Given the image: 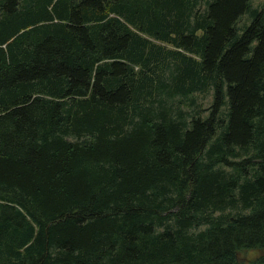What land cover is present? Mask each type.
Segmentation results:
<instances>
[{
    "label": "trees",
    "instance_id": "16d2710c",
    "mask_svg": "<svg viewBox=\"0 0 264 264\" xmlns=\"http://www.w3.org/2000/svg\"><path fill=\"white\" fill-rule=\"evenodd\" d=\"M0 264H264V2L0 0Z\"/></svg>",
    "mask_w": 264,
    "mask_h": 264
},
{
    "label": "rangeland",
    "instance_id": "374dc122",
    "mask_svg": "<svg viewBox=\"0 0 264 264\" xmlns=\"http://www.w3.org/2000/svg\"><path fill=\"white\" fill-rule=\"evenodd\" d=\"M264 2V0H249V5L253 8L255 7H260L261 4ZM249 13L248 11H246L243 15L240 16V18L238 19L237 25L238 26H242V24H244L245 22L249 21ZM258 252L257 251H244V252H240L239 256L242 257V259L245 262H249L251 260H253L256 256H258Z\"/></svg>",
    "mask_w": 264,
    "mask_h": 264
}]
</instances>
